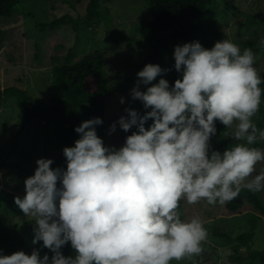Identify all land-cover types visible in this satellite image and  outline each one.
Instances as JSON below:
<instances>
[{"label": "clouds", "instance_id": "clouds-1", "mask_svg": "<svg viewBox=\"0 0 264 264\" xmlns=\"http://www.w3.org/2000/svg\"><path fill=\"white\" fill-rule=\"evenodd\" d=\"M173 58L174 86L154 83L170 71L158 64L137 73L131 98L146 112L125 109L108 133L117 125L131 131L123 146H105L96 131L103 120L94 118L63 149L66 170L36 161L14 202L35 224L32 243L53 255L0 250V264H197L209 232L198 217L182 219L181 202L225 205L243 190L264 191V171L255 174L264 163V148L255 146L264 142L255 122L264 105L256 54L224 39L211 49L177 45ZM218 123L237 142L223 152L213 146ZM69 244L74 255L66 257Z\"/></svg>", "mask_w": 264, "mask_h": 264}, {"label": "rangeland", "instance_id": "rangeland-1", "mask_svg": "<svg viewBox=\"0 0 264 264\" xmlns=\"http://www.w3.org/2000/svg\"><path fill=\"white\" fill-rule=\"evenodd\" d=\"M88 2L89 0H20L11 16L0 17V29L6 32L4 47L0 50V86H20L37 101L49 105L53 89V64L50 55L63 58L69 52L75 54V59L79 61L85 55L101 51L107 85L133 73L147 57L152 45L149 27L152 18L150 0H104L102 10L108 14V21L105 18L94 20L81 24L78 30H74L71 25H64L61 27L63 38L54 48L50 45V35L37 28L38 23L52 21L66 12L74 17L85 16ZM214 3V12L200 21L206 23L213 20L219 29L227 33L228 39L241 49L245 41H255L256 48L252 49L257 56L255 67L260 74L264 72V45L261 44L264 40L263 2L215 0ZM249 20L254 23L250 25ZM108 29L126 33L133 43L114 42L106 35ZM200 34L197 33L194 37ZM162 35L164 39H168V33ZM37 50L39 57H36ZM121 98L125 101L123 104ZM16 99L15 95L6 96L0 107V228L6 243L4 249L9 255L17 251L31 255L36 249L40 251L41 258L45 254L50 257L51 252L43 247L42 241L35 245L32 243L35 224L32 218L24 216L14 199L17 196L22 199L26 194L24 182L35 174L38 159H52L53 168L66 170L63 149L75 146V141L80 136H70L65 144H61L59 136L62 131L69 129V125L54 121L49 116L35 117L23 127ZM129 100L128 94L113 92L105 110L104 133L99 126L96 127L98 136L107 147L119 149L125 143L118 125L115 133H108L111 125L126 115ZM260 113L264 116V105L261 106ZM87 120L90 118L82 119L78 126ZM151 123V120L148 121L146 127ZM235 143L237 142L231 141L228 147ZM7 150L10 152L8 157H2V151ZM262 171L264 163L257 165V174ZM258 194L264 200V191ZM181 208L182 219L198 217L204 221L209 232V239L204 245L205 251L202 256L197 257V264H231L229 256L235 249H239L241 254L264 249V215L248 244L238 240L243 233L251 232L247 222H244L252 209L250 204H246L238 212L228 211L226 204L212 206L206 202L196 205L181 202ZM214 229L229 234L230 238L216 235Z\"/></svg>", "mask_w": 264, "mask_h": 264}, {"label": "trees", "instance_id": "trees-1", "mask_svg": "<svg viewBox=\"0 0 264 264\" xmlns=\"http://www.w3.org/2000/svg\"><path fill=\"white\" fill-rule=\"evenodd\" d=\"M103 1L89 0L86 14L83 17H74L70 12H66L52 21L38 23L37 28L50 35V45L54 48L63 38L62 26L71 25L74 30H78L81 24H88L94 20L105 18L108 21V14L102 10ZM260 1L264 4V0ZM214 2L215 0H150L152 18L149 27L152 32V45L147 57L142 64L136 67L133 73L122 80H115L110 85H107L105 82V62L101 51L85 55L79 61L75 59L76 55L71 52L63 58L50 55L53 64V89L49 100L50 104L45 105L37 101L27 90L13 85L4 88L0 86V107L6 96L15 95L23 127L35 117L46 116L51 117L54 121L68 124L69 129L62 131L59 136L61 144H65L70 136H78L75 128L78 127L79 122L84 118L102 119L103 124L99 125V129L104 133L105 110L113 92L128 94L130 98L128 108L137 110L142 115L146 110L141 101L132 100L131 89L137 82V73L145 65L158 64L162 69H170L166 74L158 77L154 83H158L159 79L163 78L174 86L175 80L180 78V74L174 68L173 54L175 46L198 41L204 48L211 49L216 42H222L224 39L229 40L227 33L219 29L213 20H209L206 23L200 21L204 16L211 15L214 12L216 8V3ZM19 3L20 0H0V17L11 16ZM262 21L264 24V17ZM249 22L250 25L254 23L253 20H249ZM165 33L169 34L168 39L163 38L162 34ZM197 33L201 34L195 38L194 35ZM106 35L114 42L125 41L130 44L133 43L129 35L118 29H108ZM5 40L6 32L0 29V50L4 47ZM243 46L241 50L245 48L255 50L256 48L255 41L252 42V40L245 41ZM36 57H39L38 50L36 51ZM261 76L264 77V72L261 73ZM261 87L264 88V85H261ZM141 90L145 91L146 86L142 85ZM255 122L261 130H264V116L260 112L255 118ZM217 128L218 134L213 139V146L223 152L233 140L223 134L227 131L223 125L218 123ZM135 130L132 129V131ZM128 135H131V131L128 133L122 131L124 141ZM255 146H264V142H260ZM4 152L2 151L1 153L2 157L7 158L10 152L8 153V150ZM246 204L252 205V209L244 220V222H247L251 232L243 233L238 237V240L245 245L253 239L260 219L264 215V200L258 193L243 190L237 198L226 203L227 210L231 212H238ZM214 230L216 235L230 238L229 234L219 229ZM5 244L0 228V250H2L4 255H9L8 251L4 249ZM62 252L66 257L74 255L70 244L65 246ZM52 255L51 253L50 257ZM229 261L231 264H264V249L250 250L247 254H241L239 249H235L234 253L229 256Z\"/></svg>", "mask_w": 264, "mask_h": 264}]
</instances>
